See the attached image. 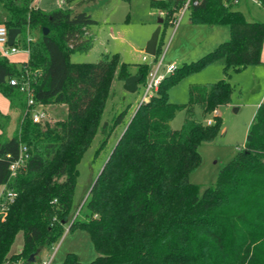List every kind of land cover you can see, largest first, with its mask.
Returning a JSON list of instances; mask_svg holds the SVG:
<instances>
[{
    "label": "trees",
    "instance_id": "16d2710c",
    "mask_svg": "<svg viewBox=\"0 0 264 264\" xmlns=\"http://www.w3.org/2000/svg\"><path fill=\"white\" fill-rule=\"evenodd\" d=\"M73 1L44 11L33 0H0V25L19 29L21 47L28 51L21 63L0 55V93L10 108L9 114L0 112V187L16 194L0 214V264H36L41 248L51 247L67 225V232L89 236L97 253L90 264H264V103L255 111L244 146L216 182L199 194L189 181L202 163L199 146L213 142L221 124L216 114L209 125L196 121L194 109L206 116L225 105L231 95L225 79L189 87L188 103L175 105L167 90L180 76H165L156 95L138 104L90 185L83 203L86 219L77 221L71 213L77 167L99 128L110 84L131 76L117 54L102 53L95 63L72 61L73 55L88 53L97 26L88 13L70 8ZM183 3L149 0V7L161 13V25H168ZM187 11L190 23L224 26L229 37L201 63L182 67V74L218 63L228 76L229 69L261 64L264 22L246 20L230 0H201ZM157 57L156 51L154 61ZM149 70L148 64L138 67V84ZM13 77L28 83L35 102L65 104L66 119L32 122L28 93L9 84ZM178 110L187 117L173 130L170 122ZM122 119L121 113L112 125L101 126L109 132L98 151ZM22 146L28 158L11 175L9 165ZM18 233L22 249L11 254ZM66 264L79 263L68 255Z\"/></svg>",
    "mask_w": 264,
    "mask_h": 264
},
{
    "label": "rangeland",
    "instance_id": "374dc122",
    "mask_svg": "<svg viewBox=\"0 0 264 264\" xmlns=\"http://www.w3.org/2000/svg\"><path fill=\"white\" fill-rule=\"evenodd\" d=\"M85 1L75 0L70 6L77 12L88 13L91 19L97 22V26L92 28L94 40L86 55H73L72 61L95 63L102 53L117 54L120 57L119 61L128 65L130 75H136L140 65L148 64L153 69L158 66V73L167 76L166 68L173 65L175 69L171 73L180 77L177 82L168 86L167 97L169 102L175 105L188 103L191 86H207L221 79H225L230 84L229 101L216 109V115L221 119L218 134L213 142L199 146L202 163L189 174V181L198 186L201 194L204 189L216 182L222 167L244 146L246 133L255 111L261 103H264V45L261 50V64L249 65L238 71L229 69L228 76H224L223 66L218 63L182 74V67L201 63L219 43L228 39L229 33L226 27L192 24L189 22L188 11L183 13L180 20L179 14L176 13L170 24L161 25L156 47L158 57L154 61V57L147 55L144 48L162 15H157L150 9L149 0H99L95 3ZM33 3L44 11L67 8L63 0H33ZM237 8L246 20L264 22V8L250 2L247 5L241 2ZM20 41L21 35H18L14 44L19 51L8 57L10 61L21 63L27 60L28 53L22 49ZM137 87L135 92L130 93L123 88V82L113 79L110 84V95L104 104L99 128L77 167L78 174L70 206V211L76 215L77 221L86 219L89 210L83 203L87 198L88 189L100 172L108 153L123 133L125 123L141 103L143 84H138ZM40 108L46 112L45 121L49 123L66 119L65 104L36 105V109ZM0 111L3 114L10 113L7 101L1 93ZM121 113L123 114L121 123L110 133L106 144L98 151L109 132L108 127L102 132L101 126L104 123L112 125L114 119ZM215 113L202 116L201 110L195 107L193 118L205 122L212 120ZM186 117L185 110L176 111L170 122L171 129H181ZM0 197L6 207L8 202H5L1 188ZM65 229L51 247L41 248L34 258L38 262L36 264H43L44 261L49 260L50 264H66L68 255H74L79 264H90L96 258L97 253L85 232L79 230L66 232ZM21 249L22 233H18L11 245L10 253L16 254Z\"/></svg>",
    "mask_w": 264,
    "mask_h": 264
},
{
    "label": "built area",
    "instance_id": "2783aa9c",
    "mask_svg": "<svg viewBox=\"0 0 264 264\" xmlns=\"http://www.w3.org/2000/svg\"><path fill=\"white\" fill-rule=\"evenodd\" d=\"M200 1L201 0H184L182 7L177 12L179 14V20L183 15V13L187 11L190 6L197 5ZM239 1L240 0H230V3L236 5L238 4ZM246 1L261 7L260 0H246ZM18 51L19 50L17 46L8 45V29L5 26L0 25V55L8 58L10 55L17 53ZM25 51L28 53L27 50ZM145 60H146L145 57H143V61ZM174 69L175 67L173 65H169L166 68L165 74H170ZM164 77L165 75L158 73V66L155 69H153V67L150 68L146 80L143 84V94H142L141 102L150 100L157 93L158 87ZM9 84L11 86H18L21 92L28 93L26 112L28 113L32 122L40 123L47 119V114L42 108L36 109V105H38L39 103L33 100L29 89V85L26 81L21 82L17 78L13 77L9 79ZM211 122L212 120L206 121L208 125L211 124ZM27 158H28L27 149L26 147L22 146L20 148L18 159L9 165V171L11 175H13L19 168L24 167ZM2 195H4L5 197V202H11L16 197V194L12 191H6L5 193H2ZM4 209L5 206L4 203L1 202V197H0V214L3 213ZM65 230L67 232L68 227H66ZM43 264H50V260L44 261Z\"/></svg>",
    "mask_w": 264,
    "mask_h": 264
},
{
    "label": "water",
    "instance_id": "95a60500",
    "mask_svg": "<svg viewBox=\"0 0 264 264\" xmlns=\"http://www.w3.org/2000/svg\"><path fill=\"white\" fill-rule=\"evenodd\" d=\"M161 23H162V19H159L157 27L155 28L154 32L152 33L150 39L147 41L145 48H144V52L147 55L152 56V57H154L156 54V47L158 43V37L160 34ZM47 32H48V29L44 28L43 34H46ZM18 35H20L19 29H8V45L9 46L13 45ZM139 81H140L139 75H131L124 80L123 88L126 91L133 93L137 90V84ZM29 260L30 261L33 260V256H31Z\"/></svg>",
    "mask_w": 264,
    "mask_h": 264
},
{
    "label": "crops",
    "instance_id": "0c3cea01",
    "mask_svg": "<svg viewBox=\"0 0 264 264\" xmlns=\"http://www.w3.org/2000/svg\"><path fill=\"white\" fill-rule=\"evenodd\" d=\"M241 2H243L244 3V5H247L248 4V1H246V0H240L239 2H238V4H236V5H234V7H235V9H237L238 11H240L237 7H239L240 6V3ZM34 4V3H33ZM36 6V5H35ZM37 7V6H36ZM70 8H72L71 6H70ZM153 11V10H152ZM156 13H157V15H159V14H161L159 11H155ZM241 12V11H240ZM189 15V14H188ZM175 16V15H174ZM244 16V15H243ZM175 18V17H174ZM228 33H229V31H228ZM5 98V97H4ZM6 99V98H5ZM6 101H7V99H6ZM7 104H8V107H9V103H8V101H7ZM10 109V108H9ZM1 112V111H0ZM2 113V112H1ZM3 114V113H2ZM216 114H217V112H216ZM1 189H2V187H0ZM36 263H38L37 261H35Z\"/></svg>",
    "mask_w": 264,
    "mask_h": 264
}]
</instances>
